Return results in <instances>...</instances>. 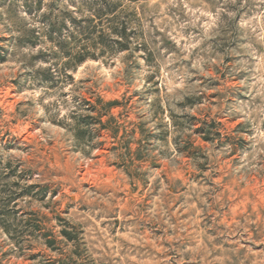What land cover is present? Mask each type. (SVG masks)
<instances>
[{"label":"rangeland","instance_id":"obj_1","mask_svg":"<svg viewBox=\"0 0 264 264\" xmlns=\"http://www.w3.org/2000/svg\"><path fill=\"white\" fill-rule=\"evenodd\" d=\"M12 197L78 264H264V0H0ZM57 258L0 227L3 264Z\"/></svg>","mask_w":264,"mask_h":264},{"label":"trees","instance_id":"obj_2","mask_svg":"<svg viewBox=\"0 0 264 264\" xmlns=\"http://www.w3.org/2000/svg\"><path fill=\"white\" fill-rule=\"evenodd\" d=\"M116 36L123 37V31H115ZM84 62V59L78 60L76 63L81 64ZM103 100L99 101V105H103ZM117 102H108L105 103L104 105V113L103 111L99 110L98 108L94 109V113L99 115V116H106L110 114V112L118 107ZM34 187H30L29 189H33ZM16 197L10 198L7 203H0V227L3 229V231L6 233V235L10 239H14L16 236L21 237L27 234L31 236H35L36 239H39L43 241L45 247L49 249L52 252H55L59 254V258L57 259H48L45 261L44 264H78L77 260L75 259L76 255V250H77V244H78V237H75L73 229L74 227L71 226L69 223L61 224V231H60V236L61 240H58L56 236L52 234L47 228L45 223L43 222H38L37 225H32L30 226V221L29 220H24L23 215H21L20 219H17L18 224L22 228V232H19L17 228H13L14 226L10 222V217L8 216L7 211L8 208H10V204L16 202ZM9 211V210H8ZM36 224V223H35ZM67 246H72L74 247V250L72 251L71 256L66 257L64 254V248ZM0 264H3L2 261L0 260Z\"/></svg>","mask_w":264,"mask_h":264}]
</instances>
